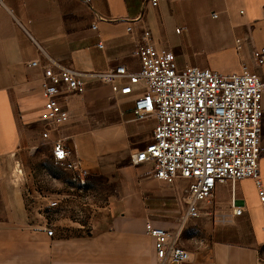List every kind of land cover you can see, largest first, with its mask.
Here are the masks:
<instances>
[{"label":"crops","instance_id":"crops-1","mask_svg":"<svg viewBox=\"0 0 264 264\" xmlns=\"http://www.w3.org/2000/svg\"><path fill=\"white\" fill-rule=\"evenodd\" d=\"M180 22L217 37L208 56H190L180 66L225 74L246 66L264 79V65L255 60L264 45V0H158L155 6L147 0H0V264H155L146 223L177 226L181 211L169 186L182 189L186 182L170 185L155 178L152 163L133 164L155 121L137 119L134 95H117L92 74L122 63L138 70L143 25L180 57L170 38ZM36 58L54 59L87 80L83 93L62 99L72 115L65 143L89 170L87 185L76 182L77 190H40L47 175L21 171L43 144L53 156L57 139L55 132L43 137L42 68L28 63ZM260 143L264 185V115ZM234 198L243 214L219 222L221 214L229 217ZM53 200L57 206L49 205ZM213 201L211 214L183 228L191 258L182 264H264V210L254 180L219 184ZM89 206L92 216L83 220Z\"/></svg>","mask_w":264,"mask_h":264},{"label":"built area","instance_id":"built-area-1","mask_svg":"<svg viewBox=\"0 0 264 264\" xmlns=\"http://www.w3.org/2000/svg\"><path fill=\"white\" fill-rule=\"evenodd\" d=\"M147 1L153 6L158 3ZM96 18L101 17L96 14ZM128 30L132 31V26ZM142 36L136 51L138 70L122 63L92 75L117 95H134L137 119L151 117L155 121L151 140L132 154L133 164L152 163L155 178L170 185L186 182L182 189L175 187L181 211L177 226L168 230L152 221L146 223L147 232L155 239V264H182L191 258L181 242L183 228L189 220L211 214L219 184L254 180L264 210L260 171L264 79L246 66L226 74L211 67L180 66L175 51L158 44L147 25L142 27ZM255 60L264 65V45L255 52ZM28 63L42 68L41 89L46 100L40 118L47 124L43 137L49 140L53 132L57 134L52 141L55 162L70 171L79 185L86 186L89 170L65 143L69 136L64 129L72 115L62 99L83 93L87 80L54 59L42 63L36 58ZM58 203L53 200L49 205ZM231 207L229 217L221 214L219 222L243 214L235 198ZM47 232L54 234L52 228Z\"/></svg>","mask_w":264,"mask_h":264},{"label":"rangeland","instance_id":"rangeland-1","mask_svg":"<svg viewBox=\"0 0 264 264\" xmlns=\"http://www.w3.org/2000/svg\"><path fill=\"white\" fill-rule=\"evenodd\" d=\"M206 19L205 21L208 22L209 17ZM176 29H180L181 31L175 33ZM171 31V41L177 44V48L181 52V56H177L180 63L187 62L190 56L191 58L198 54L208 56L217 41V37L209 30L204 28L197 30L193 25L190 24L188 26L183 24V22L175 24ZM149 120L152 122L151 119ZM24 165V169L22 166L21 171L47 175V179L38 182L40 190L48 188L56 191H64L66 189H72V187L77 190V183L72 179V173L55 162L46 144L39 147L36 157L30 154L27 163ZM17 169L20 170L19 167ZM87 188L89 189L90 187L87 186ZM169 189H171L172 194H175L174 187L169 186ZM88 210L87 215L82 217L83 220L92 216L91 206H89Z\"/></svg>","mask_w":264,"mask_h":264}]
</instances>
